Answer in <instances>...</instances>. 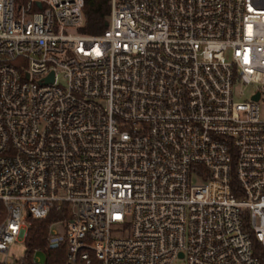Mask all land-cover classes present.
<instances>
[{
  "label": "built area",
  "instance_id": "built-area-1",
  "mask_svg": "<svg viewBox=\"0 0 264 264\" xmlns=\"http://www.w3.org/2000/svg\"><path fill=\"white\" fill-rule=\"evenodd\" d=\"M88 1L0 0V254L67 207L66 264H264V0H110L98 35Z\"/></svg>",
  "mask_w": 264,
  "mask_h": 264
},
{
  "label": "trees",
  "instance_id": "trees-1",
  "mask_svg": "<svg viewBox=\"0 0 264 264\" xmlns=\"http://www.w3.org/2000/svg\"><path fill=\"white\" fill-rule=\"evenodd\" d=\"M110 0H89L85 6L86 23L81 30L85 34L98 35L103 33L108 24L110 15ZM1 209V203H0ZM3 216H0V222ZM71 212L64 207L63 210H54L45 220L30 219V229L26 240L27 252L22 264H42L35 263L33 258L36 253L43 252L45 254V262L43 264H66L67 252L65 248L59 250H49L47 237L49 228L53 223L70 220ZM244 231L249 232L247 218L245 220ZM254 255L264 263V247L258 241L255 234L251 233Z\"/></svg>",
  "mask_w": 264,
  "mask_h": 264
},
{
  "label": "rangeland",
  "instance_id": "rangeland-1",
  "mask_svg": "<svg viewBox=\"0 0 264 264\" xmlns=\"http://www.w3.org/2000/svg\"><path fill=\"white\" fill-rule=\"evenodd\" d=\"M71 32L74 31L72 30ZM254 91H255V87L246 89L245 96L239 98V101L240 102L248 101L252 92ZM261 107H262V118L264 119V104H261ZM4 212H5L4 207L1 204L0 216H4ZM57 229L60 230V227H58ZM26 252H27L26 242L15 243L10 247L8 255L0 254V263L4 262L6 258L12 263L21 261L25 258ZM36 258L40 260V263L42 264L45 262V254L43 252L36 253Z\"/></svg>",
  "mask_w": 264,
  "mask_h": 264
},
{
  "label": "water",
  "instance_id": "water-1",
  "mask_svg": "<svg viewBox=\"0 0 264 264\" xmlns=\"http://www.w3.org/2000/svg\"><path fill=\"white\" fill-rule=\"evenodd\" d=\"M256 101L259 100V95H257L255 98H254Z\"/></svg>",
  "mask_w": 264,
  "mask_h": 264
}]
</instances>
